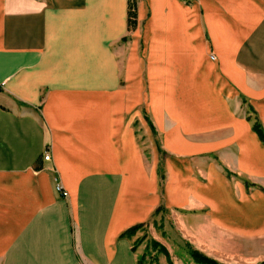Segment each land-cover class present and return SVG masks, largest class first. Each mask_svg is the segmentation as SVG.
<instances>
[{
  "label": "crops",
  "instance_id": "crops-1",
  "mask_svg": "<svg viewBox=\"0 0 264 264\" xmlns=\"http://www.w3.org/2000/svg\"><path fill=\"white\" fill-rule=\"evenodd\" d=\"M135 4L0 0V264H137L157 208L264 188V0Z\"/></svg>",
  "mask_w": 264,
  "mask_h": 264
},
{
  "label": "rangeland",
  "instance_id": "rangeland-1",
  "mask_svg": "<svg viewBox=\"0 0 264 264\" xmlns=\"http://www.w3.org/2000/svg\"><path fill=\"white\" fill-rule=\"evenodd\" d=\"M212 55L214 58H211ZM208 57L212 61L215 59L212 52L208 53ZM238 101L241 103L240 99ZM242 103L244 105L237 109V114L249 116L252 121L253 114ZM135 128L145 158L151 162L154 157L160 177L164 154L158 136L148 140L149 135L138 124ZM225 176L234 182L233 176L226 173ZM236 177L239 178L235 181L239 182L244 176ZM247 184L246 195L242 193V197L237 190L221 184L217 190L223 204L220 207L203 200L197 205L190 204L181 212L172 213L162 207L157 208L151 220L138 225L128 235L133 246L142 252L137 261L141 260L142 264H170L169 261L172 264H197L189 256V248H193L222 264L264 262V188L260 190L258 184ZM250 198L251 203L243 202Z\"/></svg>",
  "mask_w": 264,
  "mask_h": 264
},
{
  "label": "trees",
  "instance_id": "trees-1",
  "mask_svg": "<svg viewBox=\"0 0 264 264\" xmlns=\"http://www.w3.org/2000/svg\"><path fill=\"white\" fill-rule=\"evenodd\" d=\"M135 0H128V29H133L135 26V16H136V6H135ZM253 129L257 132L259 137L264 141V131L260 128L259 124L257 122H254ZM138 225L133 226L125 231V235H131L133 230L137 228ZM160 250H163L160 248ZM189 256L190 258L197 264H222L217 262L216 260L204 255L203 253L199 252L196 249L189 248ZM170 264L171 261H169ZM137 264H142L141 260L137 261ZM261 264H264L262 262Z\"/></svg>",
  "mask_w": 264,
  "mask_h": 264
},
{
  "label": "built area",
  "instance_id": "built-area-1",
  "mask_svg": "<svg viewBox=\"0 0 264 264\" xmlns=\"http://www.w3.org/2000/svg\"><path fill=\"white\" fill-rule=\"evenodd\" d=\"M211 58H214V56L212 55ZM50 158V154L49 152H45L44 154V160H49ZM55 189L56 191H58L62 196H67V191L63 189V187L60 184H56L55 185Z\"/></svg>",
  "mask_w": 264,
  "mask_h": 264
}]
</instances>
